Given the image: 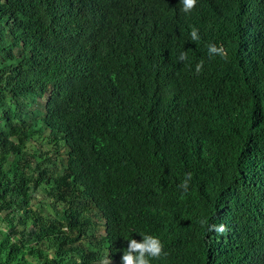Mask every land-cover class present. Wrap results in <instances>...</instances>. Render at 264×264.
<instances>
[{
  "label": "trees",
  "instance_id": "obj_1",
  "mask_svg": "<svg viewBox=\"0 0 264 264\" xmlns=\"http://www.w3.org/2000/svg\"><path fill=\"white\" fill-rule=\"evenodd\" d=\"M181 8L0 0V264H264V0Z\"/></svg>",
  "mask_w": 264,
  "mask_h": 264
},
{
  "label": "clouds",
  "instance_id": "obj_2",
  "mask_svg": "<svg viewBox=\"0 0 264 264\" xmlns=\"http://www.w3.org/2000/svg\"><path fill=\"white\" fill-rule=\"evenodd\" d=\"M198 0H180L182 4L181 11L183 13H191L197 6ZM198 29L193 28L190 37L191 41H198L200 36L198 34ZM208 54L209 57L220 56L222 58H227V53L223 46H217L215 44L208 45ZM179 62H186L188 56L186 52H181L178 57ZM204 61L201 60L195 66L196 73H201L203 70ZM192 174L186 173L185 178L179 184V188L183 194H186L191 186ZM202 227H205L208 232L216 233L217 235H223L228 231L227 226L224 223H210L208 219L202 218L200 221ZM143 241L139 242L136 239H128V247L123 251L121 257V264H151L152 260H159L161 258H166L169 253L165 251L163 242L156 236L153 235H141ZM119 251V250H117ZM102 264H113L112 258L109 254L103 261Z\"/></svg>",
  "mask_w": 264,
  "mask_h": 264
},
{
  "label": "rangeland",
  "instance_id": "obj_3",
  "mask_svg": "<svg viewBox=\"0 0 264 264\" xmlns=\"http://www.w3.org/2000/svg\"><path fill=\"white\" fill-rule=\"evenodd\" d=\"M39 145L41 146V144H39ZM49 146L52 147L50 144H49ZM39 197H41V195H39ZM34 203H35V204H39V201H35ZM45 212H46V211H45ZM100 232H101V233L103 232V229H102V228L100 229Z\"/></svg>",
  "mask_w": 264,
  "mask_h": 264
}]
</instances>
